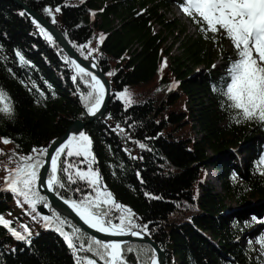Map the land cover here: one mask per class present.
Returning <instances> with one entry per match:
<instances>
[{
    "label": "trees",
    "instance_id": "1",
    "mask_svg": "<svg viewBox=\"0 0 264 264\" xmlns=\"http://www.w3.org/2000/svg\"><path fill=\"white\" fill-rule=\"evenodd\" d=\"M19 1L54 25L76 55L107 79L106 112L81 131L91 140L102 184L135 214L134 230L164 253L163 264H264L257 242L264 239V202L236 215L228 212L227 202L243 208L264 201V125L233 122L231 110L222 107L224 97L213 91L223 86L236 59L231 42L219 33L215 43L206 39L185 14L195 29V36L188 35L178 19L167 17L181 0ZM32 20L12 0H0V89L14 105L11 119L0 115V216L25 237L17 240L0 226V264H76L64 238L53 227L34 228L35 212L4 190L6 169L16 167L18 156L36 155L34 148L48 151L75 122L88 121L80 95L89 91L91 76L78 74L62 47L54 38L49 42ZM17 52L27 63L21 64ZM126 90L131 104L121 98ZM237 153L245 156L244 169L236 165ZM71 159L87 170L79 162L83 157ZM211 170L218 193L206 182ZM58 175L66 185L53 192L58 198L95 195L86 184H69L66 174ZM78 187L83 191H75ZM47 209L54 219V210ZM64 231L72 227L65 224ZM87 237L82 231L74 242L87 247ZM128 246L131 264L138 259L149 264L150 245Z\"/></svg>",
    "mask_w": 264,
    "mask_h": 264
},
{
    "label": "snow or ice",
    "instance_id": "2",
    "mask_svg": "<svg viewBox=\"0 0 264 264\" xmlns=\"http://www.w3.org/2000/svg\"><path fill=\"white\" fill-rule=\"evenodd\" d=\"M180 8L193 19V23L199 25V31L206 39H212L215 43L216 34L219 33L231 42L235 50L236 59L231 61L227 68L223 86L213 87V91L224 97L221 101L222 107L231 110L230 116L235 123L256 120L264 125V0H183ZM56 11H59V8ZM45 12L51 15L50 9L46 8ZM32 22L49 42L53 41V36L45 31L36 19ZM208 33H212V37H209ZM100 39L103 40V37ZM91 51L95 50H90V53ZM16 55L21 64L27 63L19 52ZM71 63L78 74L90 75L76 61L73 60ZM72 79L75 82L77 77L73 76ZM87 87L89 91L80 95L81 103L88 116H96L103 103L105 84L95 75H91V83L87 84ZM121 98L128 104L132 102L127 90ZM13 113L11 97L0 89V115L11 119ZM2 142L7 144L11 141L3 138ZM140 147L143 148L144 145L141 144ZM33 153L36 155L18 156L16 167L6 169L8 174L4 177V190L22 198V203L28 205L32 212H36V205L39 203H43L46 208L49 207L45 197L37 191V186L46 187L48 192H55L57 188L63 189L66 185L61 182L58 175L63 173L66 174L69 184L81 182L95 193L94 196L84 194L80 200L64 198L62 195L59 197L84 225L97 233L112 237L140 236V233L134 230L139 227L134 219L135 214L116 202L111 192L102 184L98 169L93 167L95 157L91 153V140L84 132L68 136L51 154L47 149L35 148ZM62 155L65 157L64 160L60 159ZM12 156L15 157L17 154L12 153ZM42 156H50V168H44V161L40 159ZM73 157H83L84 159L79 162L81 164L86 162L87 170L77 168L76 162L71 159ZM11 159L12 157L10 162ZM261 163H264V160ZM261 175H264V172H261ZM75 191L83 190L78 187ZM17 203L19 205L21 200ZM52 216L54 219L43 217L46 226L53 227V230L64 238L68 248L73 251L76 264H131L126 253L132 252L133 249L130 246L125 247L123 241H102L95 237H87V247L84 243L77 245L74 239L80 238L81 229L62 219L55 211ZM113 219L118 223H114ZM65 224L72 227L71 233L64 231ZM0 226L7 228L17 240L25 239L11 227V222L5 221L2 216ZM22 227L25 232L29 231L26 226ZM143 230L144 228H141V231ZM257 242L264 249V239ZM78 252L90 255L81 257ZM136 264H140L139 259ZM149 264H158L154 251Z\"/></svg>",
    "mask_w": 264,
    "mask_h": 264
},
{
    "label": "water",
    "instance_id": "3",
    "mask_svg": "<svg viewBox=\"0 0 264 264\" xmlns=\"http://www.w3.org/2000/svg\"><path fill=\"white\" fill-rule=\"evenodd\" d=\"M20 9H22L27 15L32 17L33 19H36L41 27H43L47 32H49L54 40L62 47V49L67 53L69 58L73 61H76L77 64H79L81 67H84L85 70L89 73V70H93L99 78L104 82L105 84V94H104V99L103 103L101 105L100 112L96 116H88V121L86 123L77 121L75 122L63 135L61 138H59L57 141H55L52 146L48 149V153L51 154L56 147L60 145L61 142L65 141L68 136L73 132L74 134H77L80 132L85 125L91 123L94 120H100L103 115L106 112L107 105L110 100V87L107 79L103 75L101 69L96 66L93 62L90 61H84L81 58H79L76 53L72 50V48L68 45L66 40L63 38L61 33L56 29L54 25H52L49 21L44 19L41 15L33 11L31 8L20 2L19 0H12ZM44 168H50V156H45L44 158ZM41 171H44V169H41ZM38 191L45 196L47 201L49 202L50 207L56 211L57 213L67 217L70 219L77 227H79L82 231H84L86 234H88L90 237H95L97 239H100L102 241H108L109 239H112L104 234L96 233L92 229H89L86 225H84L77 217L71 216V215H66L62 211L66 209V205L63 203V200L58 198L53 192H48L46 191V187L44 186H39L38 185ZM37 211L39 214L44 215V216H49V211L44 205H39L37 206ZM117 241H123L125 243H144L148 244L152 247L153 251L155 252L156 256L159 259V264H163L164 262V253L159 250V248L149 239L145 238L143 240H135V239H130L126 237H118L116 238Z\"/></svg>",
    "mask_w": 264,
    "mask_h": 264
},
{
    "label": "rangeland",
    "instance_id": "4",
    "mask_svg": "<svg viewBox=\"0 0 264 264\" xmlns=\"http://www.w3.org/2000/svg\"><path fill=\"white\" fill-rule=\"evenodd\" d=\"M181 2H183V0H181ZM169 18H176L178 19L181 24L184 25L185 29H186V33L188 35H192L194 34V28L192 27V25L190 24V22L185 18V14L181 11V8H178L176 6V4H173V6L171 7V11H169ZM189 22V23H188ZM172 52L174 54H177V50L176 47H173ZM221 62H219V60L217 61L216 65H219ZM237 161H236V165L239 166L241 169H244L245 163L243 162L245 159V156L237 153ZM244 159V160H243ZM206 182L212 186V188L214 189V192L218 193L219 192V184L217 181V177H216V173L214 171H209L206 177ZM264 201H258V200H252L250 205L245 206L243 208L239 207L238 205L232 203V202H227L228 207L230 208L228 211L230 215H236L241 213L244 210L247 209H251V207H259ZM41 204L36 205V210H37V206H39ZM43 217H48L50 219L49 216H44L41 215L37 212L34 213V228H38V227H42V228H47L48 226H46V222L43 219ZM251 240L254 242L253 236H250ZM257 246V245H256Z\"/></svg>",
    "mask_w": 264,
    "mask_h": 264
},
{
    "label": "bare ground",
    "instance_id": "5",
    "mask_svg": "<svg viewBox=\"0 0 264 264\" xmlns=\"http://www.w3.org/2000/svg\"><path fill=\"white\" fill-rule=\"evenodd\" d=\"M168 15H169V12L167 13V17H168ZM90 18H93V13H91L90 14ZM169 18V17H168ZM186 18V17H185ZM189 23V22H188ZM118 24V22L116 21V25ZM191 24V23H190ZM193 27V26H192ZM154 28H155V31H159V30H161V28H160V26H158V25H154ZM194 28V27H193ZM190 36H195V29H194V34H190ZM90 72H89V74H90V76L91 75H95L102 83H104L100 78H99V76L93 71V70H89ZM106 89V88H105ZM104 94H105V90H104ZM98 114V113H97ZM74 133L72 132L70 135H73ZM63 213H65L66 215H71V216H75V214L74 213H72L71 212V210L70 209H68V207H67V205H66V209L65 210H63L62 211ZM76 217V216H75ZM78 218V217H77ZM79 219V218H78ZM82 222V221H81ZM83 223V222H82ZM94 231V230H93ZM95 232V231H94ZM97 233V232H96ZM101 234V233H100ZM107 236V235H106ZM130 236V235H129ZM129 236H123V237H126V238H128ZM108 237H110V238H112V239H109L108 241H117L116 240V238H118V237H112V236H108ZM132 238H136L135 240H138V239H141V237L139 236V237H136V236H132ZM131 238V239H132ZM157 260H158V264H159V259H158V257H157Z\"/></svg>",
    "mask_w": 264,
    "mask_h": 264
},
{
    "label": "built area",
    "instance_id": "6",
    "mask_svg": "<svg viewBox=\"0 0 264 264\" xmlns=\"http://www.w3.org/2000/svg\"><path fill=\"white\" fill-rule=\"evenodd\" d=\"M137 232H139V231H137ZM140 233V237H141V239H138V240H143V239H145L146 238V236L143 234V233H141V232H139ZM128 238H132V236L130 235ZM132 239H136V238H132Z\"/></svg>",
    "mask_w": 264,
    "mask_h": 264
}]
</instances>
